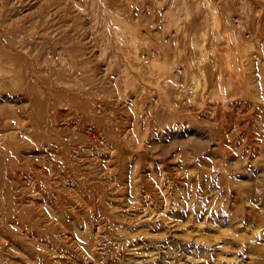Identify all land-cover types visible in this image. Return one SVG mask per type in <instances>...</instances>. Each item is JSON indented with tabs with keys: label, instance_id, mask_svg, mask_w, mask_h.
Masks as SVG:
<instances>
[{
	"label": "rangeland",
	"instance_id": "rangeland-1",
	"mask_svg": "<svg viewBox=\"0 0 264 264\" xmlns=\"http://www.w3.org/2000/svg\"><path fill=\"white\" fill-rule=\"evenodd\" d=\"M207 1L0 0V264H264V0Z\"/></svg>",
	"mask_w": 264,
	"mask_h": 264
},
{
	"label": "bare ground",
	"instance_id": "bare-ground-1",
	"mask_svg": "<svg viewBox=\"0 0 264 264\" xmlns=\"http://www.w3.org/2000/svg\"><path fill=\"white\" fill-rule=\"evenodd\" d=\"M207 1V0H206ZM223 1V0H222ZM208 2V1H207ZM220 2H221V0H220ZM212 9V8H211ZM210 9V10H211ZM214 9V8H213ZM213 12H214V10H213ZM217 19V18H216ZM215 21V20H214ZM217 22V21H216ZM215 22H213V24H214ZM203 41V40H202ZM202 45H203V42H202ZM201 48V47H200ZM212 48V47H211ZM215 50V49H214ZM213 51V50H212ZM215 52H216V50H215ZM202 54H201V56L202 57H208V55H207V53L205 52V51H203V52H201ZM218 53V52H217ZM220 54V53H219ZM213 56V55H212ZM216 57V56H215ZM218 57V56H217ZM218 59V58H217ZM204 60H205V58H204ZM213 61L215 62V60L213 59ZM216 62H218L217 60H216ZM231 74V73H230ZM231 76V75H230ZM197 85H199V83H197ZM97 140V139H96Z\"/></svg>",
	"mask_w": 264,
	"mask_h": 264
}]
</instances>
